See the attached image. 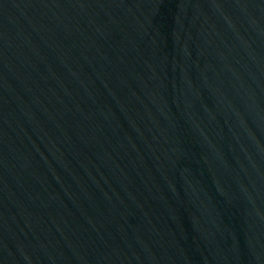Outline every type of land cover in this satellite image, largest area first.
I'll return each instance as SVG.
<instances>
[{"label": "water", "instance_id": "obj_1", "mask_svg": "<svg viewBox=\"0 0 264 264\" xmlns=\"http://www.w3.org/2000/svg\"><path fill=\"white\" fill-rule=\"evenodd\" d=\"M0 264H264V0H0Z\"/></svg>", "mask_w": 264, "mask_h": 264}]
</instances>
